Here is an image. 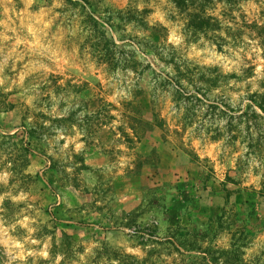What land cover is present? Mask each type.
Listing matches in <instances>:
<instances>
[{
  "label": "rangeland",
  "instance_id": "1",
  "mask_svg": "<svg viewBox=\"0 0 264 264\" xmlns=\"http://www.w3.org/2000/svg\"><path fill=\"white\" fill-rule=\"evenodd\" d=\"M0 264H264V0H0Z\"/></svg>",
  "mask_w": 264,
  "mask_h": 264
}]
</instances>
